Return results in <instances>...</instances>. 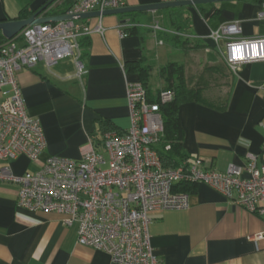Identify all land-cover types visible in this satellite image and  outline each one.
<instances>
[{"label": "crops", "instance_id": "1", "mask_svg": "<svg viewBox=\"0 0 264 264\" xmlns=\"http://www.w3.org/2000/svg\"><path fill=\"white\" fill-rule=\"evenodd\" d=\"M53 1L42 17L63 16L78 0H0V23L19 20L24 8L34 13ZM158 3L161 0H125V7ZM262 4L223 1L199 9L186 7L175 14L161 10L137 18L107 15L77 21L90 28L101 23L104 28V34L94 32L82 38L85 77L78 78L74 59L51 69L40 61L19 72L28 113L41 122L47 141L40 163L50 157L79 160L91 138L101 144L108 133H125L130 126L127 88L139 81L131 67L135 63L151 67L150 84L155 69L161 79L166 65L159 66L153 52L168 45L179 54L175 62L184 66L186 78L200 74L191 80L201 88V99L183 104L179 112L186 153L183 163L193 165L201 159L207 169L225 171L230 164L245 166L252 155L258 156L262 167L264 62L246 64L237 74L231 73L222 56L228 41L219 48L208 38L210 32L232 23L241 25L240 38L263 37ZM173 15L177 25L172 23ZM144 18L150 20L149 26L157 22L170 32L180 28L186 47L168 42L170 32L125 33ZM152 89L154 95L162 91ZM2 165L19 176L37 167L24 156ZM18 190L15 185L0 184V264H114L106 253L79 245L77 226H66L63 215L19 208ZM189 193L188 209L152 215L149 231L159 264H264L262 217L206 185H191Z\"/></svg>", "mask_w": 264, "mask_h": 264}, {"label": "built area", "instance_id": "2", "mask_svg": "<svg viewBox=\"0 0 264 264\" xmlns=\"http://www.w3.org/2000/svg\"><path fill=\"white\" fill-rule=\"evenodd\" d=\"M124 7L125 0H78L65 15L99 12L102 18L105 11ZM149 28L155 36L170 32L157 22ZM241 31L239 23H232L208 35L219 48L228 41L222 56L234 74L246 64L264 62V36L243 39ZM94 32L104 34L101 23L95 28L77 21L32 24L0 46V184L19 188L18 207L63 215L66 226H77L79 245L106 253L114 264H159L149 231L152 215L190 207V193L175 191L178 184L211 187L264 220V165L258 166V156L225 171L209 170L201 159L164 166L155 149L164 134L160 104L171 102L174 93L162 91L160 104L152 103L140 81L127 88L130 126L125 133H108L101 144L91 138L79 160L50 157L40 163L47 141L41 122L28 113L19 72L40 61L51 69L74 59L78 78L85 77L80 41ZM23 156L37 166L33 171L19 176L2 165Z\"/></svg>", "mask_w": 264, "mask_h": 264}, {"label": "trees", "instance_id": "3", "mask_svg": "<svg viewBox=\"0 0 264 264\" xmlns=\"http://www.w3.org/2000/svg\"><path fill=\"white\" fill-rule=\"evenodd\" d=\"M57 1V0H55ZM253 2H261L264 3V0H249ZM205 5L196 6L197 9L203 7ZM72 7V6H71ZM70 7V8H71ZM69 8V9H70ZM184 8H171L166 11L170 13L181 12ZM68 9V10H69ZM35 13H30L28 8H24L21 13L19 20H26L33 16ZM67 11L64 13V15ZM146 13H132L127 15L120 16L121 18L133 17L137 18L139 16H143ZM171 18L173 25H177L178 18ZM142 19H139V21ZM142 22V21H141ZM132 24L125 29V33L129 35H134L137 33L143 34L144 31L150 33L152 30L149 28V24L144 23ZM154 24V23H153ZM152 25V24H151ZM180 28H175V30H171L176 34H168L169 37L168 42L173 44L176 48L181 47L185 48L186 43L182 41L184 37L183 31L179 30ZM182 37V38H181ZM84 38V37H83ZM84 39L81 38L80 44ZM6 38L0 32V46L8 42ZM82 48V44H81ZM136 65H132L131 71H134L136 75L139 76V81L143 84L145 89L147 90L148 99L152 103H159L160 100L158 98V94L162 91H172L174 93V99L167 104H160V113L164 123V134L160 140V143L156 145L155 149L158 151L161 156L165 167H178L183 161L186 159V153L183 149V140H184V131L182 128V124L179 117V112L183 104L199 101L201 99V88L189 87L186 79L185 68L184 66L176 63L170 62L165 67L161 69V77L165 78V83L168 84L167 89L159 91L157 95L153 94V89L150 84L149 78L151 75V67L143 66L141 63H135ZM103 126H108L106 121H102ZM170 149H167V147ZM191 185L194 184H178L175 186V191L178 192H187L191 191Z\"/></svg>", "mask_w": 264, "mask_h": 264}, {"label": "water", "instance_id": "4", "mask_svg": "<svg viewBox=\"0 0 264 264\" xmlns=\"http://www.w3.org/2000/svg\"><path fill=\"white\" fill-rule=\"evenodd\" d=\"M223 1H239V0H180L171 3H158V4L146 5V6L125 7L116 10H108L105 11L102 14V16L146 13V12L167 10L171 8H184V7H193V6L206 5V4H215ZM53 3L54 1L44 6L41 10H39L29 19L1 22L0 32L2 33L4 38L10 41L18 37L25 28L31 26L32 24H53L62 21H79L82 19L101 16L99 12H92V13L80 14V15H63V16H55V17H46V18L42 17V14L45 11H47V9H49V7Z\"/></svg>", "mask_w": 264, "mask_h": 264}, {"label": "rangeland", "instance_id": "5", "mask_svg": "<svg viewBox=\"0 0 264 264\" xmlns=\"http://www.w3.org/2000/svg\"><path fill=\"white\" fill-rule=\"evenodd\" d=\"M141 21H142V23H144V22H146L147 24L150 23V20L149 19L147 20L145 18ZM159 22H161V21H159ZM155 48L156 49L153 52V54H155L158 57V65L159 66L167 65L169 62H175L179 59V54L176 55L175 52L172 51V48L168 45L155 47ZM158 65L156 66V68H158ZM199 75L200 74L195 73V75H193L192 77L186 78L188 80L187 82H188L189 87L199 88V85L198 84L193 85V82L191 80L192 78L197 79V76L199 77ZM202 75H203V78H205L204 73ZM189 79L191 81H189ZM151 85L154 87L155 93L158 92L159 90L167 89V87H168V84L165 83V78L161 77V79H160V77L157 76V69H155L153 72V76L151 79Z\"/></svg>", "mask_w": 264, "mask_h": 264}, {"label": "clouds", "instance_id": "6", "mask_svg": "<svg viewBox=\"0 0 264 264\" xmlns=\"http://www.w3.org/2000/svg\"><path fill=\"white\" fill-rule=\"evenodd\" d=\"M239 52V50H237Z\"/></svg>", "mask_w": 264, "mask_h": 264}]
</instances>
